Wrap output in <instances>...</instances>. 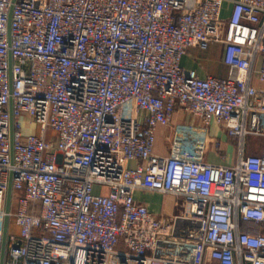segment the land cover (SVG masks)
Instances as JSON below:
<instances>
[{
    "label": "built area",
    "instance_id": "1",
    "mask_svg": "<svg viewBox=\"0 0 264 264\" xmlns=\"http://www.w3.org/2000/svg\"><path fill=\"white\" fill-rule=\"evenodd\" d=\"M224 2L0 0V264L7 215L3 264H264V146L245 154L264 137V0ZM212 43L226 77L183 65ZM180 107L237 136L238 161L157 154ZM137 190L180 197L194 261Z\"/></svg>",
    "mask_w": 264,
    "mask_h": 264
},
{
    "label": "crops",
    "instance_id": "2",
    "mask_svg": "<svg viewBox=\"0 0 264 264\" xmlns=\"http://www.w3.org/2000/svg\"><path fill=\"white\" fill-rule=\"evenodd\" d=\"M236 0H225L223 17L229 18L233 12ZM223 45L212 43L207 50L192 47L183 59L187 68L198 69L201 76L213 74L226 77L229 67L223 60ZM261 67L258 59L256 70ZM254 84L264 88V80L256 73ZM237 136H232L227 129L213 120L205 123L199 116H194L185 108H178L172 121L168 125H160L157 129L154 151L160 155H183L189 158H200L205 161L234 165L240 157V144ZM264 146L263 136H249L246 139L245 154L259 153ZM131 166L137 164L130 161ZM136 198L145 203L158 216L172 222L175 232L180 237H186L193 248L191 251L181 252L182 259L194 261L195 248L198 246L202 232L198 226L181 218L182 200L173 193L137 190Z\"/></svg>",
    "mask_w": 264,
    "mask_h": 264
},
{
    "label": "water",
    "instance_id": "3",
    "mask_svg": "<svg viewBox=\"0 0 264 264\" xmlns=\"http://www.w3.org/2000/svg\"><path fill=\"white\" fill-rule=\"evenodd\" d=\"M12 194H13V185H12V179H11L9 190H8V195H7V212H9L11 209ZM9 224H10V217H9V215H7L6 220H5V228H4V245H3L2 259H1L2 264L4 263L5 255H6Z\"/></svg>",
    "mask_w": 264,
    "mask_h": 264
},
{
    "label": "rangeland",
    "instance_id": "4",
    "mask_svg": "<svg viewBox=\"0 0 264 264\" xmlns=\"http://www.w3.org/2000/svg\"><path fill=\"white\" fill-rule=\"evenodd\" d=\"M53 136H55V133H54V131L53 130H49V132H48V138L50 139V138H52ZM105 192H108V188L107 187H105ZM18 230V227H17V225L13 222V218L11 219V231H17Z\"/></svg>",
    "mask_w": 264,
    "mask_h": 264
}]
</instances>
